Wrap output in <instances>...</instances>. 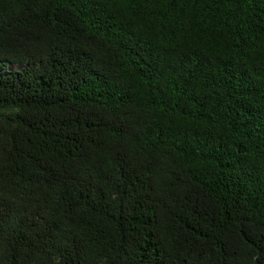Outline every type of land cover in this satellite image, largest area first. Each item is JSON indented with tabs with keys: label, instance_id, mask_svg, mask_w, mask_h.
<instances>
[{
	"label": "trees",
	"instance_id": "trees-1",
	"mask_svg": "<svg viewBox=\"0 0 264 264\" xmlns=\"http://www.w3.org/2000/svg\"><path fill=\"white\" fill-rule=\"evenodd\" d=\"M0 264H264V0H0Z\"/></svg>",
	"mask_w": 264,
	"mask_h": 264
},
{
	"label": "rangeland",
	"instance_id": "rangeland-1",
	"mask_svg": "<svg viewBox=\"0 0 264 264\" xmlns=\"http://www.w3.org/2000/svg\"><path fill=\"white\" fill-rule=\"evenodd\" d=\"M9 68H17V66L9 65Z\"/></svg>",
	"mask_w": 264,
	"mask_h": 264
}]
</instances>
